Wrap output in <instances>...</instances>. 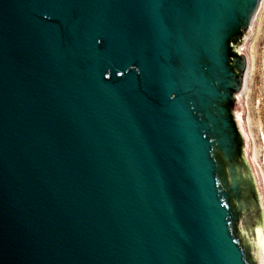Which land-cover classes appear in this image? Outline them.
Here are the masks:
<instances>
[{
    "label": "water",
    "instance_id": "1",
    "mask_svg": "<svg viewBox=\"0 0 264 264\" xmlns=\"http://www.w3.org/2000/svg\"><path fill=\"white\" fill-rule=\"evenodd\" d=\"M264 0H0V264H264Z\"/></svg>",
    "mask_w": 264,
    "mask_h": 264
},
{
    "label": "rangeland",
    "instance_id": "2",
    "mask_svg": "<svg viewBox=\"0 0 264 264\" xmlns=\"http://www.w3.org/2000/svg\"><path fill=\"white\" fill-rule=\"evenodd\" d=\"M263 138V139H262ZM264 69L260 92V176L264 198Z\"/></svg>",
    "mask_w": 264,
    "mask_h": 264
},
{
    "label": "bare ground",
    "instance_id": "3",
    "mask_svg": "<svg viewBox=\"0 0 264 264\" xmlns=\"http://www.w3.org/2000/svg\"><path fill=\"white\" fill-rule=\"evenodd\" d=\"M263 139V138H262ZM264 160V159H263Z\"/></svg>",
    "mask_w": 264,
    "mask_h": 264
}]
</instances>
